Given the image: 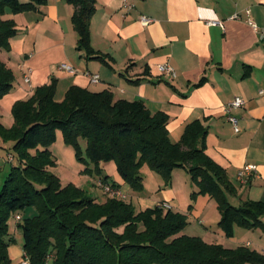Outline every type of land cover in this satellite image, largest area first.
<instances>
[{"label":"trees","instance_id":"trees-1","mask_svg":"<svg viewBox=\"0 0 264 264\" xmlns=\"http://www.w3.org/2000/svg\"><path fill=\"white\" fill-rule=\"evenodd\" d=\"M65 2L74 9L71 22L78 35L77 50L88 60L106 62L91 45L90 23L97 0ZM44 4L45 0H0L1 50L10 51V40L18 32L15 22L3 16L35 12ZM13 82V72L0 59V100L10 93ZM56 84L39 87L27 101L14 103L12 128L0 125V148L3 143L9 146L19 162L5 182L0 181V264H11L10 217L32 207L38 210L37 216L21 218L17 224L30 264H49V260L50 264H264V255L249 247L229 249L181 235L185 216L172 209L138 211L118 198L99 204L72 185L64 187L48 170L55 166L50 149L57 131L75 147L77 156L83 139L91 163L115 161L120 176L138 191L143 188L139 174L143 162L167 182L173 171L185 170L199 186L193 198L208 195L217 201L218 226L227 238H233L236 227L264 232V201L239 206L230 202L229 195L237 191L226 170L207 154L208 129L201 121L189 124L174 143L167 114H152L142 102L116 101L110 91L92 92L78 86L67 91L63 102H56ZM100 180L118 188L107 176Z\"/></svg>","mask_w":264,"mask_h":264},{"label":"crops","instance_id":"crops-1","mask_svg":"<svg viewBox=\"0 0 264 264\" xmlns=\"http://www.w3.org/2000/svg\"><path fill=\"white\" fill-rule=\"evenodd\" d=\"M73 12L65 0H45L35 12L3 16L15 22L18 32L10 40V51L0 50V59L13 72L15 66L23 79L24 70L32 71V88H12L0 100L3 110L11 111L14 103L27 101L49 83L45 57L61 50L60 61L75 74L57 66L60 100L78 86L110 91L116 101L142 102L152 114L169 116L168 131L175 143L189 124L201 121L208 129L207 154L226 170L237 191L238 202H230L239 206L264 201V98L259 95L264 90V0H97L91 45L106 62L88 60L77 50ZM142 16L153 22L144 27ZM215 22L220 24H211ZM163 64L174 68L176 78L160 72ZM88 74L99 75V83L92 84ZM236 97L245 101L232 113L238 132L225 113ZM248 164L257 166V174L241 185L237 175ZM237 232L239 246L263 254L262 230L236 227Z\"/></svg>","mask_w":264,"mask_h":264},{"label":"rangeland","instance_id":"rangeland-1","mask_svg":"<svg viewBox=\"0 0 264 264\" xmlns=\"http://www.w3.org/2000/svg\"><path fill=\"white\" fill-rule=\"evenodd\" d=\"M28 1L29 0L24 2V0H19L21 3H26ZM7 14L8 16L15 15L10 12H7ZM1 53L3 54L4 50H1ZM62 53L63 51L61 50H56L52 53L49 51L48 55L45 57V62L47 63V66L50 67L48 72L45 71V75L46 77H51V80H49V83L46 85H50L53 81H56V92L59 79V75H57V66L64 62L60 61L63 57ZM4 64L6 65V63ZM14 67L15 66H13L14 72L11 70L12 68H9L14 75L13 88L19 86L25 88V90H27L28 87L31 88L24 83L23 75L18 73ZM65 94L62 95L63 99L60 100L61 92L58 91L57 95L55 94V101L63 102ZM3 109V101H1L0 125L2 124L5 128L10 129L14 123L12 111ZM56 136V141L50 149L55 161V166L50 167L48 170L60 179L64 187L72 185L83 191L88 197L96 199L97 203L105 204L108 200L115 199L99 187L100 176H107L109 177L110 183H114L123 195L129 197L126 202L131 203L136 210L146 211L157 207L160 203H168L172 207L174 213L184 215L186 226L181 232V235L198 237L208 245H221L226 246L227 248H236L239 246L240 243H236V241L238 242L241 233L237 232L236 235L234 233L233 238L230 239L227 238L223 230L219 228L218 222L220 219V212L215 198L208 195H200L197 198L192 197L193 191L199 190V186L192 181L191 175L185 170L173 171L171 174V180L167 182V179L163 174L153 170L147 162H143L139 170V174L143 177V188L141 191H138L132 188L130 184L120 176L115 161L107 163L101 162L98 165L91 163L86 155L87 146L85 140H79V148L81 151L79 157L77 156L75 147L68 145L65 142L61 131H57ZM171 141L174 142L173 139H171ZM3 146V148H0L1 183L5 182L12 166H17L19 163L16 158V153L13 150L8 149L7 147L9 146L6 144L3 143ZM31 153L35 154V151H31ZM11 157H14L13 162H10ZM81 157L83 160L80 159ZM232 182L237 186V182ZM237 189L241 191L240 187H237ZM238 199L239 198L234 195H229V200H232L234 204L238 202ZM18 214L22 219H30L37 216L38 210L35 207H32ZM16 215L17 214L12 215L8 221L10 231L7 240L11 241V246L9 248L11 264H21L25 256L23 250V233L17 226L18 222L16 221ZM118 232L123 233V228ZM50 263L51 261L49 260V264Z\"/></svg>","mask_w":264,"mask_h":264},{"label":"built area","instance_id":"built-area-1","mask_svg":"<svg viewBox=\"0 0 264 264\" xmlns=\"http://www.w3.org/2000/svg\"><path fill=\"white\" fill-rule=\"evenodd\" d=\"M248 13H249V11H248ZM152 22H153L152 18L145 17V16L141 17V24L144 27H147ZM211 24H220V23H216L215 22V23H211ZM249 24L252 26V28L255 31H258V27H257L256 24H254L251 21H249ZM59 68L61 70H65V71H67V72H69L71 74H75V70L71 66H69L67 64L63 63V64L60 65ZM159 70H160V72L163 75H169L173 79L176 78V76H177L176 71L169 64L160 65L159 66ZM23 74H24L25 83L32 88V84H31L32 71L27 69V70L23 71ZM88 77L90 78L92 84H98L99 81H100L99 75L88 74ZM259 95L264 98V90H261L259 92ZM244 105H245L244 99L241 98V97H236L225 108V113H226V116H227V120L234 126L236 132L239 131V129H238V120L233 116L232 113H233L234 110H238V109L243 108ZM12 161H13V158L11 157L10 158V162H12ZM253 174H257V166L253 165V164H248V165H246L244 168H242L238 172V175H237L238 181L241 183V185H247L250 182V178H251V176ZM99 187L102 188L105 193L111 195L114 198L126 200V196L123 195L119 189L114 188L111 185H108V184L102 182L101 180H99ZM157 207L159 209H162V210H170V209H172V207L168 203H160V204H158ZM16 221L18 223L21 222L22 221L21 217L17 216L16 217ZM263 254H264V250H263ZM21 264H30L29 259H28L26 254H25L24 260H23V262Z\"/></svg>","mask_w":264,"mask_h":264}]
</instances>
